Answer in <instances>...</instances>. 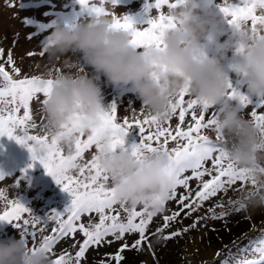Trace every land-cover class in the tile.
I'll use <instances>...</instances> for the list:
<instances>
[{
  "label": "snow or ice",
  "instance_id": "obj_1",
  "mask_svg": "<svg viewBox=\"0 0 264 264\" xmlns=\"http://www.w3.org/2000/svg\"><path fill=\"white\" fill-rule=\"evenodd\" d=\"M79 5V12H74L65 24L73 26L81 19L109 16L112 19L111 28L125 30L131 33L130 43L137 48L162 45L163 32L174 27L172 17L167 10L178 6L180 0H146L144 11L150 12L146 27H134L133 19L129 15L118 16L104 7L106 0H75ZM113 7L118 6L119 0H111ZM219 13L229 28L240 24L250 25L255 35L264 33V0H223L217 5ZM166 9V11H165ZM152 13H155L153 15ZM31 23L24 21L25 25ZM42 31L48 25H39ZM36 38L35 33L28 37ZM238 52L241 49L237 50ZM29 52L28 55H35ZM45 55L42 49L38 53ZM4 57V49L0 48V136L15 140L27 148L33 162H39L54 182L70 197V202L62 212L51 210L43 217L35 215L19 199L9 198L0 189V202L4 203L0 210V223L11 225L18 231L20 238L31 245L33 249L42 248L49 254H54V246L62 239L72 238L73 247L78 244V250L72 254L63 251L53 258V264H82L86 252L91 247H98L105 243L107 237L115 242L123 240L126 235H137L138 238L129 245H121L109 259L114 264H122V253L126 249L139 250L147 242L151 249V242L146 235L151 221L158 213H163L166 204L175 203L176 208L162 217V227H158L153 235L165 241L182 236L190 229H194L200 219H224L231 212L239 213L243 205L237 199H228L229 210L224 209L222 200L207 208L208 216L197 217L189 226L161 235L173 222H180L189 218L202 208L206 202L222 197L229 191L240 192L244 185L255 182L246 171L235 167L222 154L216 141L210 138L217 123V114L206 102H200L181 90L174 100L170 101L171 115L160 119L158 116L145 114L134 116L131 120L117 119L118 109L115 104L108 106V110L99 115V124L87 132L81 130L79 116H74L68 124L61 126L56 136L47 133L30 134V129H36L33 105H42L50 94L53 81L43 79L39 75H22L21 69L15 66L11 51ZM59 69H57L58 71ZM229 98H238L243 109L251 108L248 113L250 119L264 135V99L253 102L242 94L230 82L228 85ZM175 118L173 125L170 121ZM138 130V142L125 147V137L129 130ZM105 133L110 134L107 145L110 151L117 149L130 150L134 156L142 157L144 152L162 151L165 155V172L171 178V188L164 197H157L156 203L160 210L153 212L148 206L129 208L115 199L114 189L109 187L110 178L99 164V153L102 148V138ZM65 134H75L71 152L64 154L59 147L58 137ZM219 137H216L218 140ZM264 148V145H261ZM94 149L90 159L84 160L85 154ZM29 168L32 164L28 165ZM25 170H21L23 178ZM5 174L0 173V181ZM196 186H191L192 181ZM237 184L241 187L237 188ZM183 189V192L179 191ZM119 205V208L116 206ZM217 209L220 211L217 212ZM123 215H122V212ZM95 213L98 222L91 221L86 225L82 222L84 215ZM49 232L42 239L38 233ZM83 236L82 242L75 241V234ZM218 257L221 255L217 253ZM264 264V232L254 241L238 249L235 255L229 256L221 264ZM103 264V262H101Z\"/></svg>",
  "mask_w": 264,
  "mask_h": 264
},
{
  "label": "clouds",
  "instance_id": "obj_2",
  "mask_svg": "<svg viewBox=\"0 0 264 264\" xmlns=\"http://www.w3.org/2000/svg\"><path fill=\"white\" fill-rule=\"evenodd\" d=\"M210 4L211 0H180L169 8L166 14L174 27L163 32L160 47H134L131 33L111 28L109 16L79 20L73 26L55 24L41 42L47 54L41 77L53 81L42 106L41 132L56 136L77 115L81 130L97 126L100 113L108 110L102 103L101 77L106 86L126 87L145 113L160 119L171 115L170 101L186 89L216 112L213 140L228 161L255 182L241 188L237 197L241 211L253 215L264 211V135L245 115L239 99L227 93L234 77L246 87V96L264 99V33L255 35L246 24L226 32L224 18ZM221 36L226 38L221 41ZM226 59L232 76L225 70ZM75 139V134L60 136L59 147L69 153ZM110 139L105 133L99 164L110 178L117 202L159 211L156 198L166 196L172 184L164 153L144 152L138 158L130 150L110 151ZM0 264H53V257L42 248L33 249L20 236L9 237L0 240Z\"/></svg>",
  "mask_w": 264,
  "mask_h": 264
},
{
  "label": "rangeland",
  "instance_id": "obj_3",
  "mask_svg": "<svg viewBox=\"0 0 264 264\" xmlns=\"http://www.w3.org/2000/svg\"><path fill=\"white\" fill-rule=\"evenodd\" d=\"M219 3H223V0H211L210 4L212 10L217 13H219L217 8ZM145 4L146 0H119L116 7H113L111 3H105L104 7L118 16L129 15L133 19L134 27L139 28L147 26L146 21L150 15V12L146 13L144 11ZM74 12H79V5L75 3V0H0V48L4 49L2 59H6L7 53L11 51L15 66L21 69L22 75L41 76L45 65H47V54L45 53L43 57L38 54L42 49L41 42L55 24L70 20ZM152 14L155 15V13ZM25 20L31 23L25 25ZM39 25H48V27L41 31ZM222 27L226 32L230 31L225 22ZM32 33H35L36 38L30 40L28 37ZM225 38L226 36H221L220 40L222 41ZM29 52L36 54L29 56ZM78 57L79 54H76L75 58ZM229 57H231V53H229ZM229 63L230 61L226 59L224 67L232 76L228 66ZM86 71L91 73V69H86ZM231 82L242 94L247 95V89L242 83L234 77ZM99 83L102 88V103L105 107L111 104L116 105L118 121L122 122L124 118L131 120L134 116L143 119L140 100L126 87L113 88L110 85L106 86L103 77L100 78ZM249 99L253 102L257 101L250 96ZM33 108L38 109L34 114L38 127L29 131L30 134H38L41 133L42 124L44 123L42 105H33ZM244 111L245 115L250 118L248 113L251 108L244 109ZM170 123L174 125L176 119L173 118ZM210 138L214 139V133H210ZM138 139V130H129L125 137V147L133 142H138ZM63 151L64 154H67L66 150ZM92 152H94V149L85 154V161L90 159ZM29 164H32L31 168L28 167ZM21 170H25L23 178H20ZM0 173L5 174V179L0 181V189H3L9 198L19 199L37 216L43 217L51 210L62 212L70 202L69 195L61 191L52 177L46 174L42 165L38 161L33 162L31 160L27 148L6 136H0ZM196 183L193 180L191 186L195 188ZM247 186L244 185L243 187ZM236 187L241 186L237 184ZM179 191L183 192V189L181 188ZM238 195L239 192L229 191L222 197L206 202L202 208L189 218H183L182 214L180 222H173L161 235H167L172 231L189 226L197 217L208 216L207 208L216 204L217 200H222L224 209L229 210L228 199L235 200ZM116 207L119 208V205ZM3 208L4 203L0 202V210H3ZM141 208L142 206H137L138 210ZM175 208V203L166 204L165 211L158 213L151 221L146 233L151 242V249L147 247V242L139 250L126 249L122 253L124 257L122 264H221L229 256V253L235 255L238 249L245 248L250 241H254L264 232V224L263 228H260L261 226L254 227L258 221L264 220V211L253 215L240 211L239 213L231 212L224 219H200L194 229H190L182 236L167 241L153 235L158 227H162L163 215L170 214L169 210ZM218 211L220 209H217ZM90 221L92 223L98 222V216L95 213L83 216V223L87 225ZM247 228L254 229L243 234V231ZM47 234L50 233H38V239H42ZM9 237L19 238L18 231L9 224L0 223V240L6 241ZM137 238V235L129 234L123 240L109 242L113 238L107 237L105 243L101 246L91 247L86 252L82 264H101V262L103 264H114L109 256L114 255L125 242L131 245ZM82 240L83 236L80 233L75 234L76 242H82ZM73 244L74 240L72 238L62 239L54 246L52 257L59 256L63 251L74 256L75 251L78 250V244L76 247H73ZM29 245L32 246L31 242ZM217 253L221 255L218 257Z\"/></svg>",
  "mask_w": 264,
  "mask_h": 264
},
{
  "label": "trees",
  "instance_id": "obj_4",
  "mask_svg": "<svg viewBox=\"0 0 264 264\" xmlns=\"http://www.w3.org/2000/svg\"><path fill=\"white\" fill-rule=\"evenodd\" d=\"M264 221V220H263ZM263 221H258V223L257 224H255L254 225V227L256 228V227H258V226H261L260 228H263L262 226H263V224H264V222ZM248 229V228H247ZM247 229H245V231H243L244 233L243 234H245V233H247V232H251V230L253 231V229L251 228H249L248 230ZM241 234H242V232H241ZM234 241V240H233ZM237 241V240H236Z\"/></svg>",
  "mask_w": 264,
  "mask_h": 264
}]
</instances>
